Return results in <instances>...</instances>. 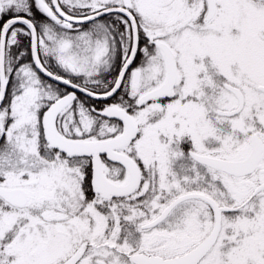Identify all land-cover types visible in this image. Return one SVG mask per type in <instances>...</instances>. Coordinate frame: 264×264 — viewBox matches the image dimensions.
I'll return each mask as SVG.
<instances>
[{
	"label": "snow or ice",
	"instance_id": "snow-or-ice-1",
	"mask_svg": "<svg viewBox=\"0 0 264 264\" xmlns=\"http://www.w3.org/2000/svg\"><path fill=\"white\" fill-rule=\"evenodd\" d=\"M0 264H264V0H0Z\"/></svg>",
	"mask_w": 264,
	"mask_h": 264
}]
</instances>
